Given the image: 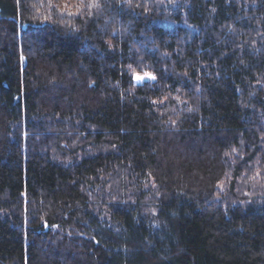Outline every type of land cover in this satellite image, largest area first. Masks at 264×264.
I'll return each instance as SVG.
<instances>
[{
  "label": "trees",
  "instance_id": "trees-1",
  "mask_svg": "<svg viewBox=\"0 0 264 264\" xmlns=\"http://www.w3.org/2000/svg\"><path fill=\"white\" fill-rule=\"evenodd\" d=\"M0 264H264V0H0Z\"/></svg>",
  "mask_w": 264,
  "mask_h": 264
},
{
  "label": "rangeland",
  "instance_id": "rangeland-1",
  "mask_svg": "<svg viewBox=\"0 0 264 264\" xmlns=\"http://www.w3.org/2000/svg\"><path fill=\"white\" fill-rule=\"evenodd\" d=\"M137 76H140V77H142L144 79V78H150L152 76V74H150V73H136L134 78H135L136 81H139V80L136 79Z\"/></svg>",
  "mask_w": 264,
  "mask_h": 264
},
{
  "label": "snow or ice",
  "instance_id": "snow-or-ice-1",
  "mask_svg": "<svg viewBox=\"0 0 264 264\" xmlns=\"http://www.w3.org/2000/svg\"><path fill=\"white\" fill-rule=\"evenodd\" d=\"M153 78H154V77H153ZM136 79H137V80H141V79H143V78L140 77V76H137Z\"/></svg>",
  "mask_w": 264,
  "mask_h": 264
}]
</instances>
